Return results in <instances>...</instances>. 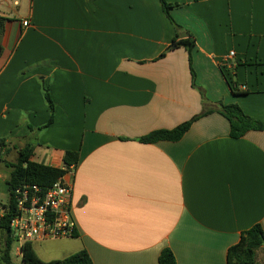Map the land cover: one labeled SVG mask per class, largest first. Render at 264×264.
Masks as SVG:
<instances>
[{"label":"crops","instance_id":"crops-1","mask_svg":"<svg viewBox=\"0 0 264 264\" xmlns=\"http://www.w3.org/2000/svg\"><path fill=\"white\" fill-rule=\"evenodd\" d=\"M165 1L174 23L159 0H0V207L21 149L55 168L78 153L65 179L94 264H158L166 248L227 264L243 232L264 231V131L233 139L219 113L264 122V0ZM210 110L178 142H140Z\"/></svg>","mask_w":264,"mask_h":264},{"label":"trees","instance_id":"trees-1","mask_svg":"<svg viewBox=\"0 0 264 264\" xmlns=\"http://www.w3.org/2000/svg\"><path fill=\"white\" fill-rule=\"evenodd\" d=\"M161 2L163 11L166 16L174 23L171 17V10L179 7V4H171L165 0H159ZM3 19L0 18V24L2 25ZM176 48L184 46L189 53V61L191 67V74L193 82L195 79V72L192 68V49L195 47L194 39H184L179 42L176 40L173 42ZM170 49V48H168ZM165 53L161 55L164 57ZM232 83V90L237 93V88ZM247 94V91H243ZM45 99L51 108V117L48 125L54 121L55 104L50 94L46 90ZM213 111H206L204 114L194 117L192 120L180 124L171 130H157L140 139L141 143L151 144L158 142H178L189 131L192 124L201 117L211 114ZM219 113L225 117L230 124V136L233 139L242 138L249 131H264V122L255 120L247 116L243 110L236 104L226 105L220 103ZM2 143V141H0ZM19 157L16 163L9 164L12 168V173L8 181L9 186V202L5 215L0 219V235L3 236L5 242V250L3 254V261L5 264H13L11 253L14 241L11 233V222L16 216L15 202L13 199V193L19 186L23 184L37 185L43 190H47L54 186L62 177H64L71 166H76L78 163V153L67 152L64 157V165L62 168L50 167L44 164H39L31 161V157L34 154V147L32 145L26 146L19 151ZM77 232L72 237H76ZM264 249V231L260 224L255 225L251 229L242 233L238 244L229 248L227 252V264H257L256 254L260 249ZM21 259L23 264H94L93 260L87 250L83 249L79 252L71 254L70 256L62 260H53L45 262L39 258L33 248L32 243H26L22 247ZM176 259L173 252L166 248L159 256L158 264H176Z\"/></svg>","mask_w":264,"mask_h":264},{"label":"built area","instance_id":"built-area-1","mask_svg":"<svg viewBox=\"0 0 264 264\" xmlns=\"http://www.w3.org/2000/svg\"><path fill=\"white\" fill-rule=\"evenodd\" d=\"M24 26L28 27L29 22H24ZM234 56L232 52L225 63L231 65L230 59ZM75 170L76 166H71L68 173L46 191L29 183L16 188L13 193L16 216L10 229L13 241L18 243V255H22V247L26 243L75 235L76 223L72 214L73 185L65 179L66 176L73 175ZM5 207H0V219L7 211Z\"/></svg>","mask_w":264,"mask_h":264},{"label":"rangeland","instance_id":"rangeland-1","mask_svg":"<svg viewBox=\"0 0 264 264\" xmlns=\"http://www.w3.org/2000/svg\"><path fill=\"white\" fill-rule=\"evenodd\" d=\"M8 197H1V201L5 204L8 203ZM18 243L14 241L11 258L13 264H23L21 255L16 253ZM33 248L40 259L45 262L53 260H62L71 254H74L80 251V244L77 238H63V239H48L44 242H34ZM5 250V242L2 235H0V264H5L2 257ZM263 250V249H262ZM264 251V250H263ZM263 252L256 254L258 258Z\"/></svg>","mask_w":264,"mask_h":264},{"label":"water","instance_id":"water-1","mask_svg":"<svg viewBox=\"0 0 264 264\" xmlns=\"http://www.w3.org/2000/svg\"><path fill=\"white\" fill-rule=\"evenodd\" d=\"M185 37H189V35L187 33H182L181 38H185Z\"/></svg>","mask_w":264,"mask_h":264}]
</instances>
